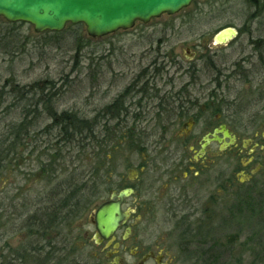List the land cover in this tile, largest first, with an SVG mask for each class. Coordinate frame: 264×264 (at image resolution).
I'll return each instance as SVG.
<instances>
[{
    "label": "rangeland",
    "instance_id": "374dc122",
    "mask_svg": "<svg viewBox=\"0 0 264 264\" xmlns=\"http://www.w3.org/2000/svg\"><path fill=\"white\" fill-rule=\"evenodd\" d=\"M259 10L264 11V0H195L174 16L162 15L148 24L138 22L129 31L100 39L89 37L83 24H68L62 32L37 34L31 25L12 24L0 18V159L4 160L0 174V251L5 248L0 257L10 261L12 250L20 247L25 239L26 232L22 233L21 228L26 224L20 221V215L29 218L57 191L52 175H45L40 169L58 152L63 159L56 165L52 163L48 172L58 168L61 178H64V170L74 173L78 179L97 177L100 198L73 225L69 238L71 243L81 247L85 257L96 255L102 261L104 254L86 248L81 234H94V227L86 220L109 198L104 194L102 180H106L107 186L116 184L112 169L120 165L119 171H124L126 165H133V154L127 148L116 146H108L106 153L102 150L98 153L94 149L97 145L89 142L84 147L77 142L67 147L61 145L56 152L53 146L62 136L59 129L46 132V128L53 126L48 112L50 109L58 115L69 112L90 120L123 90L132 71L139 69L140 64L145 67L164 56L166 62L172 58L185 67L210 59L214 37L226 27H242L243 35L230 44L236 49L241 44L249 48L250 37L264 39V16L252 17ZM246 30L251 35L245 34ZM224 49L225 46L217 48L219 53ZM191 57L193 61L187 62ZM178 74L181 83L191 76H186L184 71ZM34 84L39 88L32 89ZM52 85L54 88L46 89L42 95L41 89ZM260 90L264 92V85ZM52 92L55 93L52 99L43 97ZM227 92L221 93L224 96L221 100L228 102L226 106L231 105L232 112L249 117L261 110L257 103L264 99L249 83L236 93ZM204 104L207 103L201 101L199 107ZM215 105L221 110L225 108L222 104V107ZM29 127L27 134L24 133ZM19 133L20 139L15 141ZM253 133L248 130L244 135ZM109 154L111 165L104 162ZM242 158L233 156L232 173ZM263 201L264 173L255 177L242 194L233 191L231 201L222 204L225 209L203 213L204 219L208 216L210 219L194 227L198 230L194 236L180 239L186 228L179 230L178 226L165 224L162 218L156 223L157 227L154 224L145 235L153 236L155 229L160 234L158 238L166 234L174 264H202L198 263V257L207 250V254L215 257L214 264H264ZM205 242L206 245L199 246ZM211 245H215L212 253Z\"/></svg>",
    "mask_w": 264,
    "mask_h": 264
},
{
    "label": "flooded vegetation",
    "instance_id": "af4514ba",
    "mask_svg": "<svg viewBox=\"0 0 264 264\" xmlns=\"http://www.w3.org/2000/svg\"><path fill=\"white\" fill-rule=\"evenodd\" d=\"M262 16V10L252 15L255 19ZM228 28L236 35L223 44L216 43L215 36L210 59L185 67L172 58L166 62L163 55L145 67L140 64L123 90L89 120L96 123L103 145L127 148L134 160L124 171H119L120 165L112 169L116 184L107 186L102 180L109 198L96 212L108 202L121 203L125 219L116 233L110 240L98 237L95 212L86 220L94 234H81L84 246L104 254L106 264H174L167 235L158 238L155 229L153 236H147L146 230L160 218L179 230L185 227L184 233L203 225L210 219H204L203 213L225 209L222 204L231 201L233 191L242 194L264 173V100L257 103L259 113L249 117L232 112L231 105L221 100L225 90L236 93L246 83L264 99L260 90L264 85V39L250 37L249 48L241 44L236 49L230 43L243 35V29L234 26L219 32ZM222 46L223 54L217 50ZM178 71L191 76L181 83ZM201 101L207 104L199 107ZM215 103L225 108L221 110ZM248 130L254 133L244 135ZM215 134L221 142L214 140ZM111 154L106 157L110 165ZM233 156L243 157L234 176ZM126 190L131 194L121 201L118 195ZM180 239H185L183 234ZM90 256L95 264H104L98 256Z\"/></svg>",
    "mask_w": 264,
    "mask_h": 264
},
{
    "label": "trees",
    "instance_id": "16d2710c",
    "mask_svg": "<svg viewBox=\"0 0 264 264\" xmlns=\"http://www.w3.org/2000/svg\"><path fill=\"white\" fill-rule=\"evenodd\" d=\"M44 84H50L45 82ZM32 89L39 88L37 84L31 86ZM51 87L42 88V95L46 89H53ZM55 93H49L43 97L52 99ZM49 103L46 105V109L49 108ZM50 120L53 121V126L46 128V132L50 129L60 130L62 139L54 145L56 148L64 145L67 147L68 144L77 142L78 144L86 145L95 143L98 151L102 150L103 153L108 151V147L103 145L100 134L97 130L96 123L94 121L85 120L86 118L78 117L73 113H63L58 115L55 112H48ZM24 126L21 125V127ZM30 130V127L27 131ZM97 134V135H96ZM20 139V133L16 135V140ZM100 140V141H99ZM89 146V145H87ZM52 149V148H48ZM97 153V155H98ZM63 159L60 154L55 153L52 159L42 166L40 169L41 173L48 175L51 174L53 184H56V192L51 193L49 200L45 202L44 207H40L38 211L32 214L29 218L20 215V221L26 225L21 228V232H26L25 239L22 241L20 247L18 246L12 254L10 261L4 260V256L0 257V264H95L93 258L88 255L81 254V248L77 247L75 243L70 241V232L73 225L80 219H82L90 208L94 205L97 199L100 198L97 193L98 180L97 177L94 179H78L74 173H68L64 170V178L59 173L61 170L58 168L48 172V168L53 164H58ZM107 162V158L104 157V162ZM3 159H0V174L3 168ZM109 162V161H108ZM107 162V163H108ZM48 199V198H47ZM264 202V201H263ZM22 224V225H23ZM188 232L183 233L185 238H189L198 233L195 228H187ZM200 244L199 246H204ZM191 245V244H189ZM215 245H211V253L214 252ZM9 248V247H8ZM10 249V248H9ZM202 249V248H201ZM5 250L3 248L0 252ZM201 253L198 257V263L202 264H214L215 257L213 255ZM83 256L85 257L83 259ZM80 258V259H79ZM200 258V259H199ZM85 260L84 263L81 262Z\"/></svg>",
    "mask_w": 264,
    "mask_h": 264
},
{
    "label": "water",
    "instance_id": "95a60500",
    "mask_svg": "<svg viewBox=\"0 0 264 264\" xmlns=\"http://www.w3.org/2000/svg\"><path fill=\"white\" fill-rule=\"evenodd\" d=\"M194 0H0V18L9 23L33 26L37 34L62 32L68 24H83L92 39H100L119 31L133 29L137 22L148 24L162 15L174 16L191 6ZM236 32L221 31L215 42L223 44ZM229 137L228 134H225ZM214 140L221 142L215 134ZM131 194L121 192L122 201ZM125 215L121 203L108 202L95 214L98 237L110 240L118 230Z\"/></svg>",
    "mask_w": 264,
    "mask_h": 264
}]
</instances>
